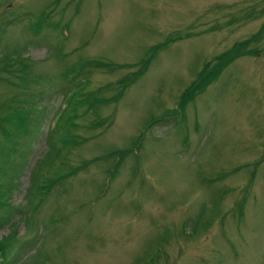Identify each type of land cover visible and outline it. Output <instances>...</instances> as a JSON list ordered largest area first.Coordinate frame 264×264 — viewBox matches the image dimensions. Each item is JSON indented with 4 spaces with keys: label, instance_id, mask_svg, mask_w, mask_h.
I'll use <instances>...</instances> for the list:
<instances>
[{
    "label": "rangeland",
    "instance_id": "obj_1",
    "mask_svg": "<svg viewBox=\"0 0 264 264\" xmlns=\"http://www.w3.org/2000/svg\"><path fill=\"white\" fill-rule=\"evenodd\" d=\"M261 30L264 0H0V119L21 123L0 133L9 264H264ZM252 34L257 55L177 110L203 63ZM86 61L89 90L139 75L77 132L51 131L61 76Z\"/></svg>",
    "mask_w": 264,
    "mask_h": 264
},
{
    "label": "trees",
    "instance_id": "obj_2",
    "mask_svg": "<svg viewBox=\"0 0 264 264\" xmlns=\"http://www.w3.org/2000/svg\"><path fill=\"white\" fill-rule=\"evenodd\" d=\"M260 34V37L258 40L264 38V33L259 31L257 33ZM256 37V35L252 34L249 38H246L244 41H241L239 43H235L229 50L223 51L220 54L212 57L209 61L203 63L200 71L196 75V80H192V82L187 86L186 89L183 90V92L179 96V102L177 105V110H182L184 106L193 99L195 95H197L201 90H203V87L209 82H211V79L216 76L223 68L224 66L231 63L233 60L240 56L244 55H257L258 51L257 48H241L242 46L248 45L249 43L253 42L251 38ZM252 40V41H251ZM156 49V48H154ZM260 51V50H259ZM211 62H214L213 66H209ZM88 64V65H87ZM97 66L99 65L92 63L91 61H86L80 66H74L73 68V75L70 77H66L65 75L61 76L64 84H65V98L62 100L63 104H61L53 113V116L51 117V131H54L55 129H61V130H71L74 132H77V130L80 127L79 121L82 120L83 114H85L86 111H92L96 112L99 111L101 107L107 105L108 103L115 101V99L120 96L123 89H125L127 86H129L136 76L139 75L138 71L136 73L130 74L128 76H124L118 80L115 81V83L110 84L107 83L105 85H101L98 88L89 90V75L87 74L84 78H81V75L79 74V68H81L83 65L86 66ZM145 64V63H144ZM111 85V86H109ZM115 86L117 89V92L112 95L111 98H106L107 95H104V91L109 89L110 87ZM71 108V109H70ZM17 114L13 112H8L4 114L3 118L0 119L3 123L4 128H0V133L4 137H8L9 135V129L15 128L18 129L20 123V120L16 118ZM98 115H95L96 117ZM91 122V121H90ZM92 123V122H91ZM96 122L93 121L90 128L92 129L94 127V124ZM123 155L120 151H115L112 153H109L108 156H111L112 158H118V162L121 161L123 158H121ZM118 156V157H117ZM116 163L115 166V173L118 170L119 163ZM86 162H83L81 165H77L74 167H69L65 165V168L63 171H60L57 178L55 176L49 177L46 180V184L43 185H49L52 186L55 183H58L60 180H64V178H70L72 177L76 172H79L80 169L84 168L86 166ZM39 172V170H37ZM31 185L27 188V191L29 192ZM39 186L38 188H41ZM3 208V205L0 203V209ZM5 209V208H4ZM5 243L0 241V264H9V261L6 259L5 255Z\"/></svg>",
    "mask_w": 264,
    "mask_h": 264
}]
</instances>
